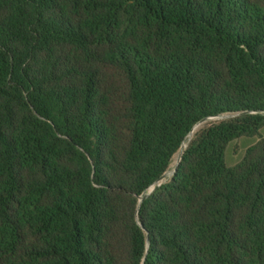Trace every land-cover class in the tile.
Returning <instances> with one entry per match:
<instances>
[{"label": "trees", "instance_id": "obj_1", "mask_svg": "<svg viewBox=\"0 0 264 264\" xmlns=\"http://www.w3.org/2000/svg\"><path fill=\"white\" fill-rule=\"evenodd\" d=\"M263 133L264 0H0V264H264Z\"/></svg>", "mask_w": 264, "mask_h": 264}, {"label": "rangeland", "instance_id": "obj_2", "mask_svg": "<svg viewBox=\"0 0 264 264\" xmlns=\"http://www.w3.org/2000/svg\"><path fill=\"white\" fill-rule=\"evenodd\" d=\"M255 142L256 139L253 138H241L231 143V145L229 146V148L231 149L230 150L228 149L229 150L228 158H227L228 164H233V166H236L242 160L246 148L249 145L254 144ZM178 159H179V155L175 157L171 171L168 174L173 172V169L178 164Z\"/></svg>", "mask_w": 264, "mask_h": 264}, {"label": "water", "instance_id": "obj_3", "mask_svg": "<svg viewBox=\"0 0 264 264\" xmlns=\"http://www.w3.org/2000/svg\"><path fill=\"white\" fill-rule=\"evenodd\" d=\"M184 149H185V147H183V148L181 149V152H180V154H179L178 164L181 162V159H182V156H183V153H184ZM178 164H177V165H178ZM173 173H174V172H172V173H170V174H167L164 178H168V177H170L171 175H173ZM152 191H153V189L151 190V192H152ZM147 196H148V194L145 195L144 197H141V200L146 199Z\"/></svg>", "mask_w": 264, "mask_h": 264}]
</instances>
